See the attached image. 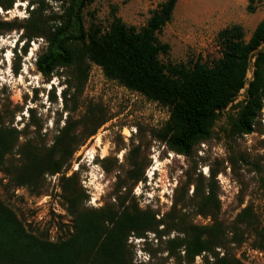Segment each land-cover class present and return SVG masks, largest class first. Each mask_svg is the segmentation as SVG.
Returning a JSON list of instances; mask_svg holds the SVG:
<instances>
[{
	"label": "trees",
	"instance_id": "1",
	"mask_svg": "<svg viewBox=\"0 0 264 264\" xmlns=\"http://www.w3.org/2000/svg\"><path fill=\"white\" fill-rule=\"evenodd\" d=\"M53 1L58 3V12L51 15L44 16L37 5L20 25L0 21L2 32L23 29L25 42L42 39L44 46L34 65L47 81L54 71L62 69L67 72L68 87L81 91L90 66L99 67L106 79L167 109L168 118L156 139L167 150L182 156H188L195 146L209 138L215 121L228 106L235 109L227 116L230 135L255 131L264 101V17L247 41L237 25L220 30L216 39L221 55L210 65H171L158 60L168 46L160 43L156 34L170 21L176 0L159 3L138 30L115 16L106 29L94 24L85 28L82 13L94 0ZM247 1L246 11L252 12V0ZM13 4L14 0H0V10L8 11ZM251 59V77L246 80ZM241 89L243 99L233 103ZM29 112L31 122L17 130L11 126L14 111L0 108V172L13 188L25 187L38 194L44 174L66 169L79 145L80 134L75 125L80 121L65 118L51 144L45 147L28 136L30 125L39 128L32 120V111ZM84 116L92 127L84 130L83 139L106 122L92 110ZM128 174L133 184L142 179L134 163ZM75 175L60 177L62 198L72 224L71 232L54 241H49L45 233L25 229L16 213L0 199V264H140L133 261L127 240L130 236L143 238L147 232L158 237L170 231L177 233L166 241L165 247L175 264H192L194 257L202 253L209 257L201 256V264H243L228 251L230 244L241 242L243 231L253 234V247L264 250V218L259 222L250 205L239 208L229 223L219 218L218 186L213 173L204 185L201 181L192 184L189 198L194 214L208 219L204 225L187 221L181 212L184 207L172 218L176 204L156 219L158 212L149 207L138 208L129 189L121 192L123 186L109 195L112 201L98 208H85L72 184ZM168 218L170 224L166 223ZM159 226L163 229L158 230ZM217 248L224 252L219 255Z\"/></svg>",
	"mask_w": 264,
	"mask_h": 264
},
{
	"label": "rangeland",
	"instance_id": "2",
	"mask_svg": "<svg viewBox=\"0 0 264 264\" xmlns=\"http://www.w3.org/2000/svg\"><path fill=\"white\" fill-rule=\"evenodd\" d=\"M162 1L94 0L83 10L84 26L94 24L101 30L106 29L115 16L138 30ZM247 3V0H176L170 21L156 34L157 40L168 46L166 54H159L158 60L171 65L195 62L210 65L221 55L216 39L220 30L237 25L243 32V40L247 41L264 17V0H252V12L246 11ZM37 5L44 16L58 12V3L53 0H14L10 10H0V21H15L20 25L28 11ZM0 33V108L14 111L11 126L18 130L31 122V110L32 120L39 128L30 125L28 136H33L40 146L48 147L65 118L80 121L75 125L80 134L79 145L66 169L44 174L40 193L22 187L26 196L14 194L15 188L0 172V199L16 213L25 229L45 233L49 241L71 232V217L62 198L60 177L66 178L73 173L76 174L72 182L74 190L85 208H98L104 202L112 201L109 195L118 186H123L121 192L129 189L138 208L149 207L158 212L156 219L176 204L170 216L176 218L184 207L181 212L185 219L195 225H204L208 219L194 214L193 203L189 200L192 184L201 181L204 185L213 173L218 186L219 218L229 223L239 208L248 204L262 223L264 129L259 121L261 112L254 132L232 136L228 131L227 116L235 109L228 106L215 121L206 141L195 146L188 156L178 155L156 139L168 118L165 107L106 79L95 65L90 66L81 91L68 87L67 72L62 69L54 71L47 81L34 65L44 46L42 39L25 42L21 28L8 32H2L0 28ZM252 61L246 71V80L251 77ZM243 92L244 89L238 92L233 103L243 99ZM262 104L264 108V101ZM89 110L96 117L105 118L106 122L92 136L83 139L84 130L92 127L86 123V117H82ZM133 163L142 178L134 184L128 174ZM166 223L170 224L169 218ZM162 229V226L158 227V230ZM176 235L175 231H170L159 237L151 232L145 233L143 238L130 236L127 243L133 261L175 264V259L167 256L165 247L166 241ZM243 242L253 246V234L243 231L241 242L228 246L229 253L234 256ZM218 249L221 255L224 251ZM179 253L182 256V252ZM201 256L209 257L202 253L194 257L192 264H201Z\"/></svg>",
	"mask_w": 264,
	"mask_h": 264
},
{
	"label": "built area",
	"instance_id": "3",
	"mask_svg": "<svg viewBox=\"0 0 264 264\" xmlns=\"http://www.w3.org/2000/svg\"><path fill=\"white\" fill-rule=\"evenodd\" d=\"M260 112L261 115L259 121L264 129V108H261ZM14 194L26 196V191L22 187H17L14 190ZM216 251H219V249L217 248ZM234 257L243 264H264V250L253 247L244 242L236 249Z\"/></svg>",
	"mask_w": 264,
	"mask_h": 264
},
{
	"label": "clouds",
	"instance_id": "4",
	"mask_svg": "<svg viewBox=\"0 0 264 264\" xmlns=\"http://www.w3.org/2000/svg\"><path fill=\"white\" fill-rule=\"evenodd\" d=\"M3 56V55H2Z\"/></svg>",
	"mask_w": 264,
	"mask_h": 264
}]
</instances>
